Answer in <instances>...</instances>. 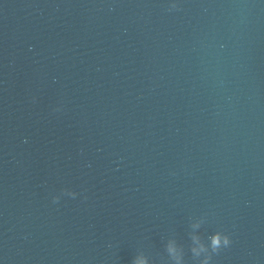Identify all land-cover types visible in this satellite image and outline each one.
Instances as JSON below:
<instances>
[{
	"label": "water",
	"instance_id": "water-1",
	"mask_svg": "<svg viewBox=\"0 0 264 264\" xmlns=\"http://www.w3.org/2000/svg\"><path fill=\"white\" fill-rule=\"evenodd\" d=\"M0 264H264V0H0Z\"/></svg>",
	"mask_w": 264,
	"mask_h": 264
},
{
	"label": "clouds",
	"instance_id": "clouds-1",
	"mask_svg": "<svg viewBox=\"0 0 264 264\" xmlns=\"http://www.w3.org/2000/svg\"><path fill=\"white\" fill-rule=\"evenodd\" d=\"M214 243H218V240H214Z\"/></svg>",
	"mask_w": 264,
	"mask_h": 264
}]
</instances>
